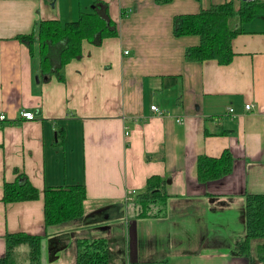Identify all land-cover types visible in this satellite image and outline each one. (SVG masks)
Segmentation results:
<instances>
[{
  "label": "crops",
  "instance_id": "obj_1",
  "mask_svg": "<svg viewBox=\"0 0 264 264\" xmlns=\"http://www.w3.org/2000/svg\"><path fill=\"white\" fill-rule=\"evenodd\" d=\"M94 1L0 0V256L6 234L23 232L41 236V264L47 255V264H76L78 242L97 238L108 242L109 264H263L233 249L246 234V195L264 193V11L244 23L232 61L221 64L185 58L200 36L174 35V16L241 0H103L118 36L84 40L65 81H40L15 36L39 20H75ZM226 149L231 172L199 181V156ZM16 169L39 198L3 201ZM153 176L164 179L165 200L142 216L138 194ZM77 184L84 215L46 227L45 188ZM13 256L29 264L28 244Z\"/></svg>",
  "mask_w": 264,
  "mask_h": 264
},
{
  "label": "trees",
  "instance_id": "obj_2",
  "mask_svg": "<svg viewBox=\"0 0 264 264\" xmlns=\"http://www.w3.org/2000/svg\"><path fill=\"white\" fill-rule=\"evenodd\" d=\"M166 3L171 0H156ZM264 11V0H241L216 3L195 13L174 16L173 33L176 36L198 34L200 44L188 47L185 58L204 61L216 59L228 64L234 57L232 41L243 32L244 23ZM118 36V26L111 17L109 4L95 0L87 10H81L75 20L62 22L59 19L39 20L33 31L15 36L25 44L38 64L40 81L55 76L65 81L66 65L83 55V41L101 45L105 38ZM233 157L226 149L219 157L201 155L198 158V179L206 183L223 177L232 170ZM16 179L4 183L3 201L30 200L40 197V191L27 174L16 169ZM164 179L148 178L146 188L138 194L142 216L152 215V203L165 200ZM44 215L46 227L81 218L84 215L86 189L84 185L60 188H45ZM256 242L253 251V244ZM27 243L29 264H41L42 238L40 235L17 232L6 234V252L0 256V264H23L15 260V248ZM76 264H109L108 242L103 238L81 239L78 242ZM233 254L248 256L251 261L264 264V193L246 195V234L235 243Z\"/></svg>",
  "mask_w": 264,
  "mask_h": 264
},
{
  "label": "built area",
  "instance_id": "obj_3",
  "mask_svg": "<svg viewBox=\"0 0 264 264\" xmlns=\"http://www.w3.org/2000/svg\"><path fill=\"white\" fill-rule=\"evenodd\" d=\"M252 107H253L252 104H250V103L246 104V108H247V109H250V108H252ZM151 108H152L154 111H160V108H159L157 105H155V104H152V105H151ZM230 110L232 111L233 109L231 108ZM21 115H22L23 118H25V119H27V120H32V119L35 118V114H34V112H33V111H30V110H25V109H23V110L21 111ZM5 119H6V115L3 114V113H1V114H0V120H5ZM127 133H128V132H127Z\"/></svg>",
  "mask_w": 264,
  "mask_h": 264
},
{
  "label": "rangeland",
  "instance_id": "obj_4",
  "mask_svg": "<svg viewBox=\"0 0 264 264\" xmlns=\"http://www.w3.org/2000/svg\"><path fill=\"white\" fill-rule=\"evenodd\" d=\"M258 24H256V23H254L253 24V28H258ZM133 213H132V208L130 207V209H129V215L131 216ZM20 253H21V255L23 254V252L22 251H20ZM43 259H42V261H43V264H47L48 263V255L47 256H44V257H42ZM20 259H22L23 261H22V263H25V262H27V257H22V258H20Z\"/></svg>",
  "mask_w": 264,
  "mask_h": 264
},
{
  "label": "water",
  "instance_id": "obj_5",
  "mask_svg": "<svg viewBox=\"0 0 264 264\" xmlns=\"http://www.w3.org/2000/svg\"><path fill=\"white\" fill-rule=\"evenodd\" d=\"M52 5H54V3H52Z\"/></svg>",
  "mask_w": 264,
  "mask_h": 264
}]
</instances>
